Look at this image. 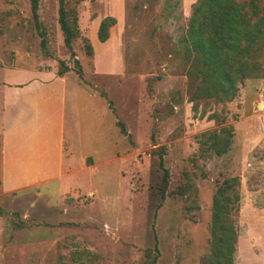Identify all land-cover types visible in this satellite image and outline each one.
<instances>
[{
	"label": "rangeland",
	"instance_id": "obj_1",
	"mask_svg": "<svg viewBox=\"0 0 264 264\" xmlns=\"http://www.w3.org/2000/svg\"><path fill=\"white\" fill-rule=\"evenodd\" d=\"M196 1L85 0L71 58L59 0H40L50 58L31 0H0L3 76L58 74L61 61L70 69L65 133L76 169L62 187L51 180L5 193L0 180V264H204L213 199L231 177L241 193L234 264H264V50L260 76L240 84L232 102L195 100L181 39ZM108 16L117 25L101 43ZM223 128L233 131L229 153L202 154L204 134ZM161 156L171 176L160 207Z\"/></svg>",
	"mask_w": 264,
	"mask_h": 264
},
{
	"label": "trees",
	"instance_id": "obj_2",
	"mask_svg": "<svg viewBox=\"0 0 264 264\" xmlns=\"http://www.w3.org/2000/svg\"><path fill=\"white\" fill-rule=\"evenodd\" d=\"M85 0H59L58 23L65 47L71 58L75 57L74 45L82 38L79 27L78 6ZM32 14L36 29L41 37L43 53L52 57L49 51L48 36L40 22V0H31ZM117 25L115 17L104 18L99 26L98 39L106 43L111 30ZM86 53L94 55L89 39H83ZM183 55L189 64L188 74L197 82L195 100H216L219 103L232 102L239 93V85L251 78H257L262 71L264 50V11L260 0H197L183 38ZM64 61L60 62L59 76L69 72ZM81 74V72H79ZM123 134L125 127L118 123ZM200 141L202 154L222 157L229 153L233 144V131L223 128L220 131L204 134ZM160 188L161 199L167 197L170 187V172L164 167ZM187 190H182L181 195ZM241 193L239 179L227 178L218 186L213 199L210 253L203 258L204 264H234L238 243V232L233 219L240 208ZM155 264V261L150 263Z\"/></svg>",
	"mask_w": 264,
	"mask_h": 264
},
{
	"label": "crops",
	"instance_id": "obj_3",
	"mask_svg": "<svg viewBox=\"0 0 264 264\" xmlns=\"http://www.w3.org/2000/svg\"><path fill=\"white\" fill-rule=\"evenodd\" d=\"M12 74L0 71L2 191L18 192L51 180L61 184L76 172L65 133L67 100L75 103L74 91L68 90L67 76L25 70ZM82 166L92 164L85 160Z\"/></svg>",
	"mask_w": 264,
	"mask_h": 264
}]
</instances>
